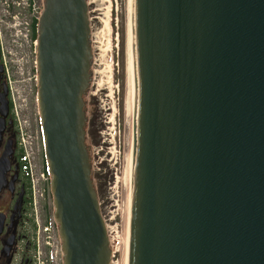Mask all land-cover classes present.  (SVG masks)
<instances>
[{
    "label": "water",
    "instance_id": "obj_1",
    "mask_svg": "<svg viewBox=\"0 0 264 264\" xmlns=\"http://www.w3.org/2000/svg\"><path fill=\"white\" fill-rule=\"evenodd\" d=\"M129 264H264V0H134ZM87 0H46L45 153L65 264H109L85 145Z\"/></svg>",
    "mask_w": 264,
    "mask_h": 264
},
{
    "label": "rangeland",
    "instance_id": "obj_2",
    "mask_svg": "<svg viewBox=\"0 0 264 264\" xmlns=\"http://www.w3.org/2000/svg\"><path fill=\"white\" fill-rule=\"evenodd\" d=\"M91 25L90 83L84 96L88 124L93 117V135L88 125L86 145L93 185L106 223L110 264H128L133 147L136 127V85L133 67L135 45L134 0H88ZM125 28L126 69L121 68V28ZM34 105L35 101H33ZM134 154V153H133ZM39 154L36 168L45 165ZM44 167V166H43ZM46 194L50 182L44 181ZM52 202V201H50ZM49 212L52 214V203ZM56 222V221H55ZM130 243V244H129Z\"/></svg>",
    "mask_w": 264,
    "mask_h": 264
},
{
    "label": "flooded vegetation",
    "instance_id": "obj_3",
    "mask_svg": "<svg viewBox=\"0 0 264 264\" xmlns=\"http://www.w3.org/2000/svg\"><path fill=\"white\" fill-rule=\"evenodd\" d=\"M49 202L46 193L33 195L9 77L0 52V264H36L38 259L48 260L50 241L45 228L56 221L53 201L50 203L54 220L49 215ZM54 232L61 241L59 230ZM57 259L64 264L62 254L57 253Z\"/></svg>",
    "mask_w": 264,
    "mask_h": 264
},
{
    "label": "built area",
    "instance_id": "obj_4",
    "mask_svg": "<svg viewBox=\"0 0 264 264\" xmlns=\"http://www.w3.org/2000/svg\"><path fill=\"white\" fill-rule=\"evenodd\" d=\"M0 13V39L5 55H10L22 84L18 96L24 102H16V112L21 129V139L29 155L40 145V131L37 116L29 117L23 112L27 108L26 96L31 91V80L37 79L36 41L32 39V22L40 15L39 0H5ZM42 177L44 174H41Z\"/></svg>",
    "mask_w": 264,
    "mask_h": 264
},
{
    "label": "trees",
    "instance_id": "obj_5",
    "mask_svg": "<svg viewBox=\"0 0 264 264\" xmlns=\"http://www.w3.org/2000/svg\"><path fill=\"white\" fill-rule=\"evenodd\" d=\"M120 36L122 38V46H123V49H122V56H121V68L123 69V71L126 69V55H125V28L124 26L121 28V31H120ZM86 107V106H85ZM87 109V108H86ZM89 122V121H88ZM88 125L91 126L90 128V133L91 135H93V126L96 125V120L95 118L93 117V119L91 120V122L88 124L87 123V126L86 128L88 129ZM87 134H88V130H87Z\"/></svg>",
    "mask_w": 264,
    "mask_h": 264
},
{
    "label": "bare ground",
    "instance_id": "obj_6",
    "mask_svg": "<svg viewBox=\"0 0 264 264\" xmlns=\"http://www.w3.org/2000/svg\"><path fill=\"white\" fill-rule=\"evenodd\" d=\"M134 25H135V23H134ZM135 32V31H134ZM135 35V34H134ZM135 40V39H134ZM133 67H134V73H135V85H136V57H135V45H133ZM136 93V92H135ZM136 98V97H135ZM135 104H136V118H137V102H135ZM136 120V122H137V119H135ZM136 122H135V126H136ZM136 130V129H135ZM136 133V132H135ZM133 153H135V151L133 150ZM132 153V157H133V165H134V155L135 154H133ZM133 178V177H132ZM132 187H133V185H132ZM131 187V188H132ZM132 190V189H131ZM132 194V193H131ZM131 216H132V214H131ZM130 231V230H129ZM130 233V232H129ZM130 238V237H129ZM129 240H131V239H129ZM130 244V243H129ZM129 248H130V245H129ZM128 253V256H129V260H128V264L130 263V249H129V251L127 252Z\"/></svg>",
    "mask_w": 264,
    "mask_h": 264
}]
</instances>
